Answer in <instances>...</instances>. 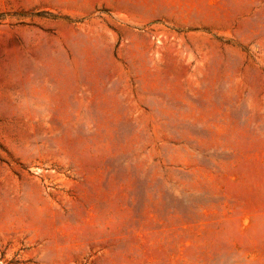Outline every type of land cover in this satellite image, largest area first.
I'll list each match as a JSON object with an SVG mask.
<instances>
[{
    "label": "rangeland",
    "instance_id": "1",
    "mask_svg": "<svg viewBox=\"0 0 264 264\" xmlns=\"http://www.w3.org/2000/svg\"><path fill=\"white\" fill-rule=\"evenodd\" d=\"M0 264H264V0H0Z\"/></svg>",
    "mask_w": 264,
    "mask_h": 264
}]
</instances>
